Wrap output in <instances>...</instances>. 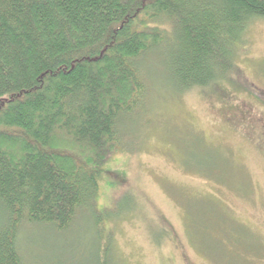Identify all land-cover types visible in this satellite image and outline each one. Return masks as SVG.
<instances>
[{"label": "trees", "instance_id": "obj_1", "mask_svg": "<svg viewBox=\"0 0 264 264\" xmlns=\"http://www.w3.org/2000/svg\"><path fill=\"white\" fill-rule=\"evenodd\" d=\"M263 18L264 0H0V264H22V223L63 232L90 207L117 121L145 98L137 60L164 55L165 27L186 92L243 82L236 44Z\"/></svg>", "mask_w": 264, "mask_h": 264}, {"label": "rangeland", "instance_id": "obj_2", "mask_svg": "<svg viewBox=\"0 0 264 264\" xmlns=\"http://www.w3.org/2000/svg\"><path fill=\"white\" fill-rule=\"evenodd\" d=\"M165 34L164 55L137 60L145 98L117 121L123 145L90 207L63 232L22 223V264H264V18L236 44L247 87L232 78L181 91Z\"/></svg>", "mask_w": 264, "mask_h": 264}]
</instances>
